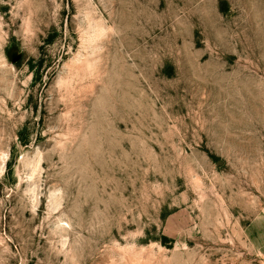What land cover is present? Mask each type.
Returning <instances> with one entry per match:
<instances>
[{
  "label": "rangeland",
  "instance_id": "obj_1",
  "mask_svg": "<svg viewBox=\"0 0 264 264\" xmlns=\"http://www.w3.org/2000/svg\"><path fill=\"white\" fill-rule=\"evenodd\" d=\"M0 264H264V0H0Z\"/></svg>",
  "mask_w": 264,
  "mask_h": 264
}]
</instances>
